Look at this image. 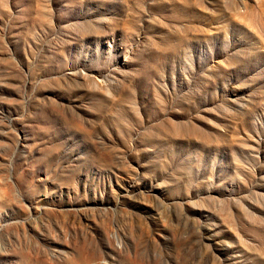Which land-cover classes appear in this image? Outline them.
I'll return each instance as SVG.
<instances>
[{
  "label": "rangeland",
  "instance_id": "rangeland-1",
  "mask_svg": "<svg viewBox=\"0 0 264 264\" xmlns=\"http://www.w3.org/2000/svg\"><path fill=\"white\" fill-rule=\"evenodd\" d=\"M0 264H264V0H0Z\"/></svg>",
  "mask_w": 264,
  "mask_h": 264
}]
</instances>
